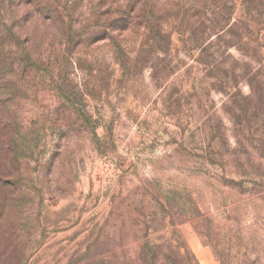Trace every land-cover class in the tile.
<instances>
[{"label":"rangeland","instance_id":"1","mask_svg":"<svg viewBox=\"0 0 264 264\" xmlns=\"http://www.w3.org/2000/svg\"><path fill=\"white\" fill-rule=\"evenodd\" d=\"M143 1L0 0V264H264V0Z\"/></svg>","mask_w":264,"mask_h":264},{"label":"trees","instance_id":"2","mask_svg":"<svg viewBox=\"0 0 264 264\" xmlns=\"http://www.w3.org/2000/svg\"><path fill=\"white\" fill-rule=\"evenodd\" d=\"M150 0H144L142 3V6L140 8V11L136 14H132L129 10V12L126 14L125 17L120 19V24H121V28H127L130 26V24H135L136 22H138L139 24L141 23V26L143 28V26L145 27L144 29H146L147 31L149 30V32L146 34V40L144 42V44H146L148 46V48L153 49L154 47L156 48V46H159L161 44H165L166 45V51L164 54L168 55L170 52V46L172 45V40L171 37L168 36V32L163 30V26L161 21L159 20L157 14H156V7L153 6L151 7L149 4ZM256 3L255 0H244L243 4H244V11L245 14H247V16H250L253 18L254 12H256L253 8L252 5H254ZM135 11L136 9L133 8ZM257 11L259 12V10L257 9ZM141 21V22H140ZM239 23V22H238ZM237 22L232 23L228 22L226 25V29H225V33L224 35H220L219 36V41H222V39H227L231 34V31L233 29H237L238 28V24ZM254 23V21H253ZM257 24V23H256ZM260 24V23H258ZM165 28V27H164ZM11 34V33H9ZM194 41V39H193ZM195 42V41H194ZM225 42V41H223ZM228 42V41H227ZM238 42L240 45H247V46H255V44H259V39H253V38H243L242 36L239 35V39ZM215 46H219L218 44H213V42L210 43H204L199 45V49H200V55L199 58H201V61L199 60L200 63H202V65H206L207 66V70L209 71L211 74L215 72L219 73L221 70L222 64L223 63L222 59H223V55H224V51L220 52L219 51H213V48ZM258 47L261 48V46L257 45ZM255 47L253 49V54H247V58L249 60H253L254 58H259V52H260V48ZM259 51V52H258ZM203 57H206L208 61L204 62L203 61ZM253 58V59H251ZM245 66L242 67V73L244 74V77L248 80L249 84H251L252 80L256 77H258L261 73L264 72V62H258V69L254 72L253 66L251 63L249 62H245ZM215 76V75H214ZM168 77V75L166 77H164L165 79ZM218 77V76H217ZM250 98V97H249ZM160 248H156V251H154V247H150L149 251H152L151 253L155 254L157 251H159ZM93 264H112L111 261H98L93 263ZM139 264H165L163 263L161 260L158 259H152V260H148V261H144L141 260Z\"/></svg>","mask_w":264,"mask_h":264}]
</instances>
